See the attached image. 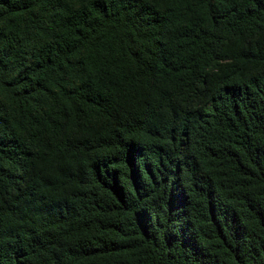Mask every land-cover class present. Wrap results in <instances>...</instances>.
I'll use <instances>...</instances> for the list:
<instances>
[{
	"label": "trees",
	"instance_id": "trees-1",
	"mask_svg": "<svg viewBox=\"0 0 264 264\" xmlns=\"http://www.w3.org/2000/svg\"><path fill=\"white\" fill-rule=\"evenodd\" d=\"M0 264H264V0H0Z\"/></svg>",
	"mask_w": 264,
	"mask_h": 264
}]
</instances>
